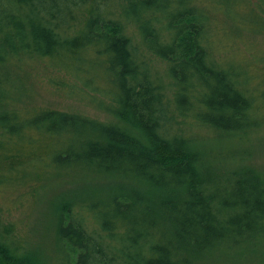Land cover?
Segmentation results:
<instances>
[{
	"label": "trees",
	"instance_id": "trees-1",
	"mask_svg": "<svg viewBox=\"0 0 264 264\" xmlns=\"http://www.w3.org/2000/svg\"><path fill=\"white\" fill-rule=\"evenodd\" d=\"M214 16L264 35V0H0V186L45 172L143 186L59 203L52 264H200L244 252L264 264V175L219 170L198 146L199 131L264 127V80L257 87L219 60ZM25 58L109 95L91 102L115 122L17 108L14 68ZM0 264H40L1 214Z\"/></svg>",
	"mask_w": 264,
	"mask_h": 264
},
{
	"label": "rangeland",
	"instance_id": "rangeland-1",
	"mask_svg": "<svg viewBox=\"0 0 264 264\" xmlns=\"http://www.w3.org/2000/svg\"><path fill=\"white\" fill-rule=\"evenodd\" d=\"M101 8L110 0H97ZM85 11L80 8L78 15ZM214 32L219 60H230L248 72L257 87L264 80V35L230 31L220 16H214ZM13 104L20 109L45 108L79 113L105 122L114 123L115 117L91 102L100 97L109 102V95L92 90L90 95L82 85L62 70L54 69L44 59H28L16 62ZM100 83L102 80L96 79ZM71 84V94L66 84ZM253 84L252 86H255ZM96 87L98 84L96 83ZM211 129L199 131V147L215 152V166L219 170L253 169L264 175V127L242 134L216 136ZM199 149V148H198ZM211 159V155H209ZM29 178L19 185L21 178L9 177L6 185L0 186V214L3 220L14 223L16 235L36 253L40 264H52L55 259V222L59 203L66 199H91L112 194L117 186L134 185V181L120 177H68L61 173L45 172ZM30 190H34L31 194ZM264 251V249H263ZM253 253H240L235 257L224 256L205 259L200 264H253L246 258ZM264 258V254H263Z\"/></svg>",
	"mask_w": 264,
	"mask_h": 264
}]
</instances>
